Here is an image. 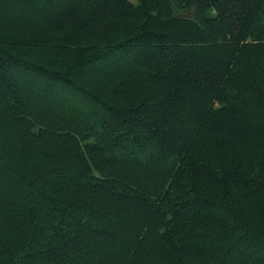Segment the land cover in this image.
<instances>
[{
  "label": "trees",
  "instance_id": "obj_1",
  "mask_svg": "<svg viewBox=\"0 0 264 264\" xmlns=\"http://www.w3.org/2000/svg\"><path fill=\"white\" fill-rule=\"evenodd\" d=\"M0 264H264V0H0Z\"/></svg>",
  "mask_w": 264,
  "mask_h": 264
},
{
  "label": "rangeland",
  "instance_id": "obj_2",
  "mask_svg": "<svg viewBox=\"0 0 264 264\" xmlns=\"http://www.w3.org/2000/svg\"><path fill=\"white\" fill-rule=\"evenodd\" d=\"M3 10H4V8H3ZM6 12V11H5Z\"/></svg>",
  "mask_w": 264,
  "mask_h": 264
}]
</instances>
